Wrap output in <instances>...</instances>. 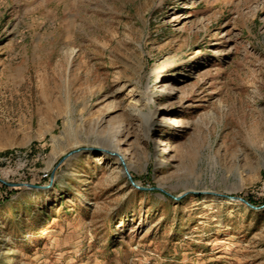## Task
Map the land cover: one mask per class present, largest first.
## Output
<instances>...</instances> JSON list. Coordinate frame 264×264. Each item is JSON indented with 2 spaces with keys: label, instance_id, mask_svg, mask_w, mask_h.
<instances>
[{
  "label": "rangeland",
  "instance_id": "1",
  "mask_svg": "<svg viewBox=\"0 0 264 264\" xmlns=\"http://www.w3.org/2000/svg\"><path fill=\"white\" fill-rule=\"evenodd\" d=\"M0 264H264V0H0Z\"/></svg>",
  "mask_w": 264,
  "mask_h": 264
},
{
  "label": "water",
  "instance_id": "2",
  "mask_svg": "<svg viewBox=\"0 0 264 264\" xmlns=\"http://www.w3.org/2000/svg\"><path fill=\"white\" fill-rule=\"evenodd\" d=\"M90 150H94V149H90ZM119 158H120V156H119ZM120 159L122 160V158H120ZM128 178H129V180L132 182V184H134V182H133V180H132V178H131L130 175H128ZM21 186H23V185H17V187H21ZM24 186L29 187V188H33V189H41V188H42V187H40V186H35V185H30V184H26V185H24ZM134 186H136V185L134 184ZM136 187H137V186H136ZM239 200H241V201L245 202L246 204H248L246 201H244V200H242V199H239Z\"/></svg>",
  "mask_w": 264,
  "mask_h": 264
}]
</instances>
